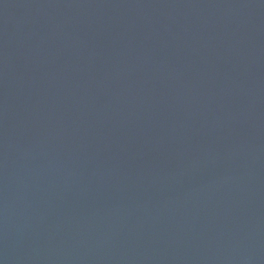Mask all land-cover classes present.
Returning <instances> with one entry per match:
<instances>
[{
    "label": "water",
    "instance_id": "95a60500",
    "mask_svg": "<svg viewBox=\"0 0 264 264\" xmlns=\"http://www.w3.org/2000/svg\"><path fill=\"white\" fill-rule=\"evenodd\" d=\"M0 264H264V0H0Z\"/></svg>",
    "mask_w": 264,
    "mask_h": 264
}]
</instances>
